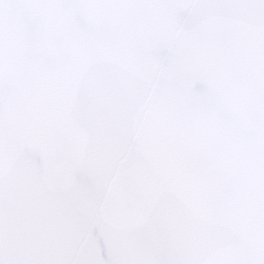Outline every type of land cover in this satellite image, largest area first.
I'll use <instances>...</instances> for the list:
<instances>
[{"label": "water", "instance_id": "obj_1", "mask_svg": "<svg viewBox=\"0 0 264 264\" xmlns=\"http://www.w3.org/2000/svg\"><path fill=\"white\" fill-rule=\"evenodd\" d=\"M255 0H0V261L141 264L256 144Z\"/></svg>", "mask_w": 264, "mask_h": 264}, {"label": "snow or ice", "instance_id": "obj_2", "mask_svg": "<svg viewBox=\"0 0 264 264\" xmlns=\"http://www.w3.org/2000/svg\"><path fill=\"white\" fill-rule=\"evenodd\" d=\"M246 7L257 9L264 36V0ZM256 124L255 146L225 166L227 195L206 194L177 208L159 258L141 264H264V95Z\"/></svg>", "mask_w": 264, "mask_h": 264}]
</instances>
